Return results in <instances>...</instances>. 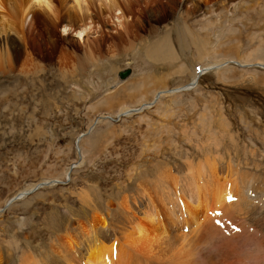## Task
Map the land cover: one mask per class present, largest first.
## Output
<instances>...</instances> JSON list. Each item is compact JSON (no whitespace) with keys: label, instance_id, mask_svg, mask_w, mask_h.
Here are the masks:
<instances>
[{"label":"rangeland","instance_id":"1","mask_svg":"<svg viewBox=\"0 0 264 264\" xmlns=\"http://www.w3.org/2000/svg\"><path fill=\"white\" fill-rule=\"evenodd\" d=\"M52 1L58 11L36 7L23 34L10 33L18 51L0 36L11 58L0 64V264H56L77 223L104 218L122 236L125 197L144 186L160 196L166 169L184 176L216 154L222 182L242 196L236 216L259 237L240 240L243 255L258 254L264 0H91L67 29L69 4Z\"/></svg>","mask_w":264,"mask_h":264},{"label":"bare ground","instance_id":"2","mask_svg":"<svg viewBox=\"0 0 264 264\" xmlns=\"http://www.w3.org/2000/svg\"><path fill=\"white\" fill-rule=\"evenodd\" d=\"M58 1L62 6L69 4L68 7L65 6L66 11L63 16L67 18L65 21L68 23L65 24L67 29L69 23H73L75 18L80 17L81 12L88 9L91 0ZM97 1L112 8L117 2L116 0ZM54 6L56 5L52 0H0V36L2 34L6 36L5 44L12 51H18L19 46L10 33L21 36L29 16H31L29 22L36 19V7L49 10L48 12H53L55 9L58 11ZM10 61L8 52L0 53V64L9 65ZM219 159L221 157L218 158L216 154V156H206L196 165L193 161L188 162L184 168L186 171L184 176L174 174L172 168L164 169L159 177L160 187L164 190V193L161 190L160 196L152 198L148 192L149 187L144 186L147 191L143 194L135 191L137 194H133L134 197L131 199L124 198L122 236L116 234H121L123 229H119L116 233L112 232V227L110 228L104 218L102 224L96 220L90 224L91 227L88 225V228L82 223H77L81 234L79 239L73 238L71 236L73 233H65L67 238L59 241L60 250L55 251V257H51L53 262L56 264L66 262L67 264H264V256L259 255L264 253L263 242L258 244L260 249L258 254L251 252L250 255L248 252L250 256L243 255L240 240L249 239L251 243L256 244L259 237L255 236L254 228H248L246 218L236 216L242 196L235 189H228L222 182ZM184 180L186 184H182ZM48 184L44 182L37 187ZM157 190L160 192L158 188ZM252 191L249 188L245 193L249 195ZM26 195L22 193L19 197ZM86 196L89 197L88 194ZM175 200L176 205L169 207L171 203L169 205L166 203ZM167 213L172 215L166 218ZM107 242L112 245H108ZM79 247L86 251L80 250ZM32 261L35 263L36 260L33 258ZM29 263L31 264L30 261ZM38 264L43 263L38 261Z\"/></svg>","mask_w":264,"mask_h":264},{"label":"water","instance_id":"3","mask_svg":"<svg viewBox=\"0 0 264 264\" xmlns=\"http://www.w3.org/2000/svg\"><path fill=\"white\" fill-rule=\"evenodd\" d=\"M131 71H132L131 68L121 70V71L119 72V77H120L121 79H126V78L130 75ZM189 87H192V86L189 85Z\"/></svg>","mask_w":264,"mask_h":264}]
</instances>
